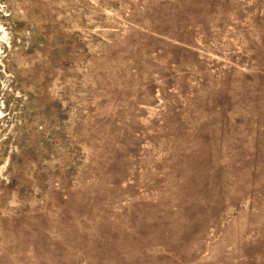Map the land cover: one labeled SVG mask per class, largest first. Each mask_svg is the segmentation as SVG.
Instances as JSON below:
<instances>
[{
	"label": "rangeland",
	"instance_id": "1",
	"mask_svg": "<svg viewBox=\"0 0 264 264\" xmlns=\"http://www.w3.org/2000/svg\"><path fill=\"white\" fill-rule=\"evenodd\" d=\"M0 264H264V0H0Z\"/></svg>",
	"mask_w": 264,
	"mask_h": 264
}]
</instances>
